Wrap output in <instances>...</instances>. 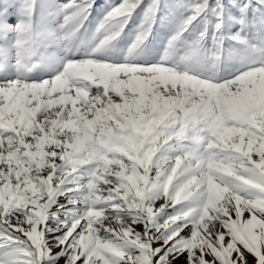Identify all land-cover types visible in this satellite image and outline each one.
I'll list each match as a JSON object with an SVG mask.
<instances>
[{
  "label": "snow or ice",
  "instance_id": "obj_1",
  "mask_svg": "<svg viewBox=\"0 0 264 264\" xmlns=\"http://www.w3.org/2000/svg\"><path fill=\"white\" fill-rule=\"evenodd\" d=\"M0 0V264H264V0Z\"/></svg>",
  "mask_w": 264,
  "mask_h": 264
},
{
  "label": "rangeland",
  "instance_id": "obj_2",
  "mask_svg": "<svg viewBox=\"0 0 264 264\" xmlns=\"http://www.w3.org/2000/svg\"><path fill=\"white\" fill-rule=\"evenodd\" d=\"M58 3H65L68 2V0H57ZM113 0H97V7L95 8L93 12V19L96 20L100 17V14L103 13L108 5L112 3Z\"/></svg>",
  "mask_w": 264,
  "mask_h": 264
}]
</instances>
